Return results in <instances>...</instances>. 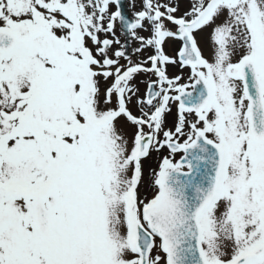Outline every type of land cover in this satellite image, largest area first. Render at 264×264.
Listing matches in <instances>:
<instances>
[{
    "label": "snow or ice",
    "instance_id": "6c2138e0",
    "mask_svg": "<svg viewBox=\"0 0 264 264\" xmlns=\"http://www.w3.org/2000/svg\"><path fill=\"white\" fill-rule=\"evenodd\" d=\"M0 264H264V0H0Z\"/></svg>",
    "mask_w": 264,
    "mask_h": 264
}]
</instances>
